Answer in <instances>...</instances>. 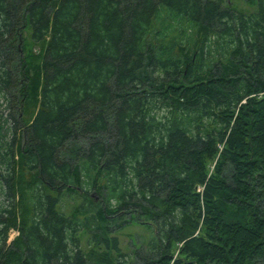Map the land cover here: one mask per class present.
<instances>
[{
  "label": "trees",
  "instance_id": "16d2710c",
  "mask_svg": "<svg viewBox=\"0 0 264 264\" xmlns=\"http://www.w3.org/2000/svg\"><path fill=\"white\" fill-rule=\"evenodd\" d=\"M246 1L0 0V264H264V0ZM132 222L150 236L125 252Z\"/></svg>",
  "mask_w": 264,
  "mask_h": 264
},
{
  "label": "rangeland",
  "instance_id": "374dc122",
  "mask_svg": "<svg viewBox=\"0 0 264 264\" xmlns=\"http://www.w3.org/2000/svg\"><path fill=\"white\" fill-rule=\"evenodd\" d=\"M229 1L234 7H237L246 12L254 11L256 8L255 3H248L246 0H229ZM30 35H31V28L28 25L24 30V36L25 38H27V41L29 42L31 47L32 41ZM45 46L46 43L36 44L34 50L38 51V49L40 48L41 54L43 55ZM0 106L2 108L1 110L2 116L0 117V123L3 126L5 139L8 140L12 137V132H14V127L12 126V121L9 116L10 110L8 109L6 99L4 101L2 97H0ZM30 107H31L30 103L27 101L26 106L24 107L25 111L22 115L23 122H27L30 119V115H31ZM15 132H16L15 137L17 138V143L22 142V139L20 137V131L17 129ZM0 172L1 174L6 175L7 170H5L4 165L0 164ZM1 183H3V181L0 182V204L2 206H8L10 202H12V198L5 194L6 189H4L5 187L1 186ZM96 198L98 197L96 196ZM61 204H62V209L68 214L76 203L72 202L69 199L65 201L63 200ZM16 235H17V231L15 229H10L7 234L6 243L8 244ZM114 235L118 237L119 246L121 247V249L125 252H128L131 247L138 246L139 244H141V242L145 243L148 240L150 236V229L141 223L132 222L131 224L125 226L122 230L115 232ZM89 246H91V244L88 241V235L85 233H81L80 247L86 250Z\"/></svg>",
  "mask_w": 264,
  "mask_h": 264
}]
</instances>
